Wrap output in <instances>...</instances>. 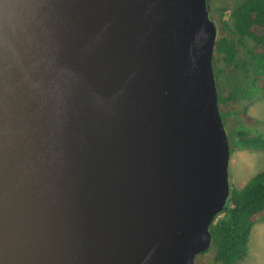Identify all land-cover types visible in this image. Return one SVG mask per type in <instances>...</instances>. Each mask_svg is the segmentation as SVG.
Masks as SVG:
<instances>
[{
  "label": "water",
  "instance_id": "95a60500",
  "mask_svg": "<svg viewBox=\"0 0 264 264\" xmlns=\"http://www.w3.org/2000/svg\"><path fill=\"white\" fill-rule=\"evenodd\" d=\"M206 0H0V264H194L229 195Z\"/></svg>",
  "mask_w": 264,
  "mask_h": 264
},
{
  "label": "trees",
  "instance_id": "16d2710c",
  "mask_svg": "<svg viewBox=\"0 0 264 264\" xmlns=\"http://www.w3.org/2000/svg\"><path fill=\"white\" fill-rule=\"evenodd\" d=\"M216 10L211 66L229 156L238 150H264V123L248 112L264 97V0H240L226 18V7ZM240 73L242 79L237 77ZM260 221L264 222V170L241 189L230 188L223 209L208 226L210 245L195 256L194 264H237L247 254L252 227ZM208 252L211 261L206 263L202 256Z\"/></svg>",
  "mask_w": 264,
  "mask_h": 264
},
{
  "label": "rangeland",
  "instance_id": "374dc122",
  "mask_svg": "<svg viewBox=\"0 0 264 264\" xmlns=\"http://www.w3.org/2000/svg\"><path fill=\"white\" fill-rule=\"evenodd\" d=\"M240 0H206V10L213 23L217 17V8L226 7L224 18L227 17L229 9L237 5ZM240 57L244 51L239 46ZM243 74L238 75L242 79ZM249 114L264 123V97L256 99L248 109ZM264 134V127H260ZM264 170V150H238L234 151L228 158V184L230 188L241 189L245 183L257 172ZM202 261H211V252L202 256ZM237 264H264V222L256 223L249 234L248 251L246 256Z\"/></svg>",
  "mask_w": 264,
  "mask_h": 264
}]
</instances>
